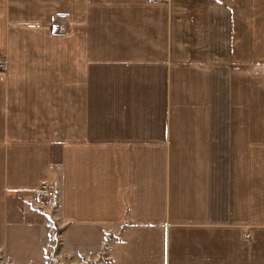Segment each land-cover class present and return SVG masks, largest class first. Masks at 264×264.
I'll return each instance as SVG.
<instances>
[{
  "label": "crops",
  "instance_id": "0c3cea01",
  "mask_svg": "<svg viewBox=\"0 0 264 264\" xmlns=\"http://www.w3.org/2000/svg\"><path fill=\"white\" fill-rule=\"evenodd\" d=\"M0 54L2 264L56 230L60 264H264V0H0Z\"/></svg>",
  "mask_w": 264,
  "mask_h": 264
},
{
  "label": "built area",
  "instance_id": "2783aa9c",
  "mask_svg": "<svg viewBox=\"0 0 264 264\" xmlns=\"http://www.w3.org/2000/svg\"><path fill=\"white\" fill-rule=\"evenodd\" d=\"M5 69V63L0 56V70L3 71ZM56 188L53 184L49 182H42L39 193H38V201L37 206L39 209L48 212L49 208L55 207L56 204Z\"/></svg>",
  "mask_w": 264,
  "mask_h": 264
},
{
  "label": "rangeland",
  "instance_id": "374dc122",
  "mask_svg": "<svg viewBox=\"0 0 264 264\" xmlns=\"http://www.w3.org/2000/svg\"><path fill=\"white\" fill-rule=\"evenodd\" d=\"M0 56L3 59V55L0 54ZM3 61H4V59H3ZM4 63H5V61H4ZM5 70H6V64H5V69L2 72H4ZM35 208L38 209V210L44 211L42 209H39L38 206H37V204H36ZM57 208H58V204H57V190H56V204H55V207L49 208L47 213H49L51 215H55V213L57 212ZM52 226L55 227L54 221L52 222ZM52 236H53V242H55V243L52 242L53 243L52 251H49L46 254V262H45V264H60V258L58 256L59 255V237H58V230H56L55 232H53L52 233ZM54 248H55V250H54ZM0 264H2L1 260H0Z\"/></svg>",
  "mask_w": 264,
  "mask_h": 264
}]
</instances>
